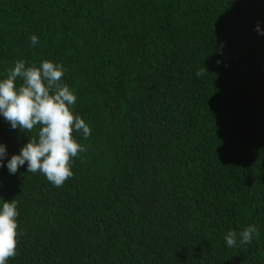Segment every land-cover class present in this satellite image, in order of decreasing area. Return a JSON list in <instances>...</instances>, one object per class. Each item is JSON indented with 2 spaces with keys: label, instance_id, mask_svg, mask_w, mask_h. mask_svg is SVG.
Wrapping results in <instances>:
<instances>
[{
  "label": "trees",
  "instance_id": "obj_1",
  "mask_svg": "<svg viewBox=\"0 0 264 264\" xmlns=\"http://www.w3.org/2000/svg\"><path fill=\"white\" fill-rule=\"evenodd\" d=\"M258 22L264 0H0V78L62 63L92 129L61 187L0 168L19 211L9 264H264ZM27 135L0 118L9 156ZM251 224L258 238L226 245Z\"/></svg>",
  "mask_w": 264,
  "mask_h": 264
},
{
  "label": "clouds",
  "instance_id": "obj_2",
  "mask_svg": "<svg viewBox=\"0 0 264 264\" xmlns=\"http://www.w3.org/2000/svg\"><path fill=\"white\" fill-rule=\"evenodd\" d=\"M255 30L264 35L258 22ZM39 44L37 35L30 36V45ZM66 69L60 62L41 60L28 64L17 60L0 78V118L8 122L12 130L27 135L36 129L35 135L17 153L9 156L7 145L0 142V168L6 167L10 175L26 165L28 173H40L55 187H61L74 176L72 163L87 150L73 135L88 139L92 129L75 113L77 96L64 82ZM196 72L197 77L203 75ZM17 200L0 198V264H9L17 254L19 236ZM260 236L255 224L241 231H228L224 240L229 248L249 244Z\"/></svg>",
  "mask_w": 264,
  "mask_h": 264
}]
</instances>
